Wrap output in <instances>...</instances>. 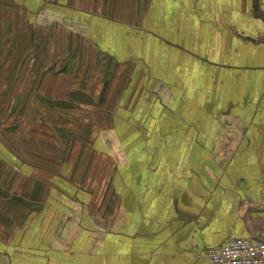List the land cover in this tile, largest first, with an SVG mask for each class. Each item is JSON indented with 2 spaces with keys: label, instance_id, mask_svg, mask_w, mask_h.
I'll return each mask as SVG.
<instances>
[{
  "label": "crops",
  "instance_id": "crops-1",
  "mask_svg": "<svg viewBox=\"0 0 264 264\" xmlns=\"http://www.w3.org/2000/svg\"><path fill=\"white\" fill-rule=\"evenodd\" d=\"M2 86L49 106L0 127V264L264 242V0H0Z\"/></svg>",
  "mask_w": 264,
  "mask_h": 264
},
{
  "label": "rangeland",
  "instance_id": "rangeland-1",
  "mask_svg": "<svg viewBox=\"0 0 264 264\" xmlns=\"http://www.w3.org/2000/svg\"><path fill=\"white\" fill-rule=\"evenodd\" d=\"M32 74V72H29ZM28 90H24L20 87H8V86H2L0 89V127L8 125V126H16V124L21 125L23 127H27L28 123L31 120V116H34L35 114L33 111H37L36 115L41 113L40 107H36L34 101H37V93L39 95L43 94L41 92L35 93L34 87L27 88ZM41 91V90H40ZM55 105V103H52ZM44 105L43 112H46L48 109L47 106H49V103H42ZM41 113V114H42ZM60 114L57 117V132H58V139L62 137L63 141L66 138H71V134L73 133V130L66 129V125L70 124V118L59 117ZM40 115H38V118ZM34 121V120H33ZM39 121V119H38ZM31 126V125H30Z\"/></svg>",
  "mask_w": 264,
  "mask_h": 264
},
{
  "label": "built area",
  "instance_id": "built-area-1",
  "mask_svg": "<svg viewBox=\"0 0 264 264\" xmlns=\"http://www.w3.org/2000/svg\"><path fill=\"white\" fill-rule=\"evenodd\" d=\"M63 3L66 0H46ZM209 264H264V243L229 238L208 253Z\"/></svg>",
  "mask_w": 264,
  "mask_h": 264
}]
</instances>
